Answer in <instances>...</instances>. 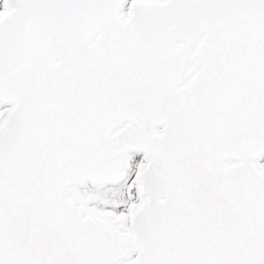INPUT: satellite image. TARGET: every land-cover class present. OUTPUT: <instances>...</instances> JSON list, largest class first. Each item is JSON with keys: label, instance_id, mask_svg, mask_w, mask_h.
Instances as JSON below:
<instances>
[{"label": "snow or ice", "instance_id": "6c2138e0", "mask_svg": "<svg viewBox=\"0 0 264 264\" xmlns=\"http://www.w3.org/2000/svg\"><path fill=\"white\" fill-rule=\"evenodd\" d=\"M0 264H264V0H0Z\"/></svg>", "mask_w": 264, "mask_h": 264}]
</instances>
